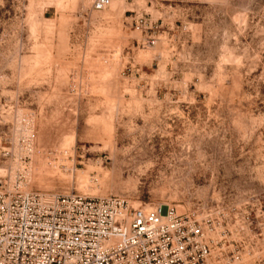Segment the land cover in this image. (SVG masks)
<instances>
[{
    "label": "rangeland",
    "instance_id": "obj_1",
    "mask_svg": "<svg viewBox=\"0 0 264 264\" xmlns=\"http://www.w3.org/2000/svg\"><path fill=\"white\" fill-rule=\"evenodd\" d=\"M89 1L0 0V187L179 214L264 197V0Z\"/></svg>",
    "mask_w": 264,
    "mask_h": 264
},
{
    "label": "built area",
    "instance_id": "obj_2",
    "mask_svg": "<svg viewBox=\"0 0 264 264\" xmlns=\"http://www.w3.org/2000/svg\"><path fill=\"white\" fill-rule=\"evenodd\" d=\"M91 1L99 13L113 0ZM131 18L137 29H158L143 14ZM0 264H264V197L179 214L171 205L133 209L120 197L48 199L2 186Z\"/></svg>",
    "mask_w": 264,
    "mask_h": 264
},
{
    "label": "bare ground",
    "instance_id": "obj_3",
    "mask_svg": "<svg viewBox=\"0 0 264 264\" xmlns=\"http://www.w3.org/2000/svg\"><path fill=\"white\" fill-rule=\"evenodd\" d=\"M113 2H114V0L112 1V3H111V5H110V7L109 8H111L112 6H113ZM91 3H92V1L90 0L89 1V6L91 5ZM109 8H107L106 10H108ZM105 10V11H106ZM105 11H103V12H105ZM99 13H101V12H99ZM31 137V136H30ZM34 138V137H33ZM34 141H35V139H34ZM30 143V142H29ZM32 152H33V148L31 149V154H32ZM65 152H68V147H65V149H64V151H63V153H65ZM84 185V184H83ZM49 196H46V198H48ZM52 198V197H51ZM50 199V198H49ZM183 211V210H182Z\"/></svg>",
    "mask_w": 264,
    "mask_h": 264
}]
</instances>
